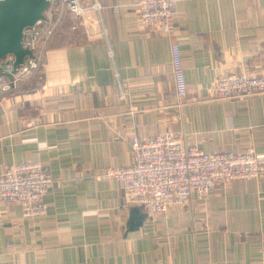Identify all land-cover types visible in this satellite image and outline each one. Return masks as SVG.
Listing matches in <instances>:
<instances>
[{"label":"crops","instance_id":"0c3cea01","mask_svg":"<svg viewBox=\"0 0 264 264\" xmlns=\"http://www.w3.org/2000/svg\"><path fill=\"white\" fill-rule=\"evenodd\" d=\"M137 2L101 0L75 30L66 14L31 87L0 101V173L38 159L54 179L42 217L0 203V264H264V173L159 219L126 204L122 182L101 178L133 162L134 135L173 132L207 152L264 153V94L212 93L227 74L264 75V0H185L168 35L141 23Z\"/></svg>","mask_w":264,"mask_h":264},{"label":"built area","instance_id":"2783aa9c","mask_svg":"<svg viewBox=\"0 0 264 264\" xmlns=\"http://www.w3.org/2000/svg\"><path fill=\"white\" fill-rule=\"evenodd\" d=\"M46 18L24 30L23 45L30 50L23 64L14 67L15 56L0 61V101L30 88L45 64L48 44L65 15L71 28L89 11L101 12V0H49ZM185 0H138L144 26L170 34L179 5ZM53 12V13H52ZM53 16H55L53 18ZM110 56L113 52L110 50ZM171 64L179 98L188 94L184 60L179 43L171 46ZM118 76V73H115ZM217 99H233L264 94V75L256 72L230 73L218 79L212 90ZM133 162L107 169L102 179L113 178L123 184L126 204L143 206L153 219L166 216L171 206L189 200L205 201L220 184L232 180H253L264 173V153L254 148L243 151L207 152L187 146L179 133L165 132L142 139H131ZM54 179L38 159L9 165L0 173V203L18 204L24 218L47 214L46 196Z\"/></svg>","mask_w":264,"mask_h":264},{"label":"water","instance_id":"95a60500","mask_svg":"<svg viewBox=\"0 0 264 264\" xmlns=\"http://www.w3.org/2000/svg\"><path fill=\"white\" fill-rule=\"evenodd\" d=\"M49 0H0V61L15 56L14 67L23 64L31 52L23 45L24 30L46 18Z\"/></svg>","mask_w":264,"mask_h":264},{"label":"rangeland","instance_id":"374dc122","mask_svg":"<svg viewBox=\"0 0 264 264\" xmlns=\"http://www.w3.org/2000/svg\"><path fill=\"white\" fill-rule=\"evenodd\" d=\"M70 15V14H69ZM71 19H72V16L70 15V18H68L69 20V24L71 23ZM70 27H71V24H70Z\"/></svg>","mask_w":264,"mask_h":264}]
</instances>
